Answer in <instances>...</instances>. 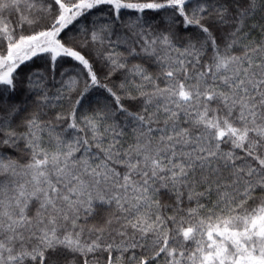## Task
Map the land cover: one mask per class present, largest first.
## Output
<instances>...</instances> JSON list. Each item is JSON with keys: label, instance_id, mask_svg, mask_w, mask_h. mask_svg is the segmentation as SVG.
<instances>
[{"label": "snow or ice", "instance_id": "6c2138e0", "mask_svg": "<svg viewBox=\"0 0 264 264\" xmlns=\"http://www.w3.org/2000/svg\"><path fill=\"white\" fill-rule=\"evenodd\" d=\"M0 264H264V0H0Z\"/></svg>", "mask_w": 264, "mask_h": 264}, {"label": "trees", "instance_id": "16d2710c", "mask_svg": "<svg viewBox=\"0 0 264 264\" xmlns=\"http://www.w3.org/2000/svg\"><path fill=\"white\" fill-rule=\"evenodd\" d=\"M259 33H257V35H258ZM105 256L107 255L106 253L104 254Z\"/></svg>", "mask_w": 264, "mask_h": 264}]
</instances>
